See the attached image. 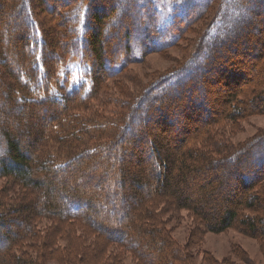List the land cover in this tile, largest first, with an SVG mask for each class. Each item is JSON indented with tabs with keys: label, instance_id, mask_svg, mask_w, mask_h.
Here are the masks:
<instances>
[{
	"label": "trees",
	"instance_id": "1",
	"mask_svg": "<svg viewBox=\"0 0 264 264\" xmlns=\"http://www.w3.org/2000/svg\"><path fill=\"white\" fill-rule=\"evenodd\" d=\"M30 1L7 0L6 13L0 2V21L11 19L0 29V67H5L0 80V177L14 179L16 186L29 193L21 203L0 202V264L57 260L65 251L56 243L67 233L74 236L70 248L77 255L84 253L87 240L92 246L98 241L99 247H92L87 257L88 264L91 257L92 264L121 263L124 251L138 264H189L184 249L166 229L151 222L158 215L153 207L158 201L166 207L169 204V210L189 209L211 232L220 233L238 223L243 231L264 234L263 215L240 213L264 206V198L253 190L264 178V131L237 149H229L212 131L221 124L237 127L247 115L264 111V84L246 77L240 89L228 91L223 98L226 109L213 107L216 101L208 100L204 85L224 72L222 65L238 71L242 66L236 55L252 56V62L261 58L264 44L259 47L250 42L256 33L262 36L264 0H167L177 5V11L165 27L156 0H37V8H48L53 17L45 19L50 29L32 13ZM199 18L203 23L208 19L206 29L183 64L132 98H119L109 116L92 120L82 111L106 79L123 73L150 52L173 47ZM54 19L61 28L51 26ZM112 22L116 24L110 29ZM73 62L87 65L89 79L71 91L56 93L64 66ZM256 74L264 78V66ZM218 79L213 85H219ZM181 101L182 106L177 104ZM194 108L204 118L182 139L185 145L178 153L164 152L160 144L147 139L159 117L171 125L185 120V126ZM34 119L42 126L35 129L30 122ZM54 142H62L58 151L50 150ZM159 142L166 145L161 138ZM143 144L149 159H159L158 174L139 177L130 166L116 171L115 165H109V159L143 161V148L138 149ZM177 164L180 170L174 175ZM220 166H225L231 179L233 175L240 179L238 171L247 167L241 180L245 190L237 197L226 196L225 204L220 203L222 211L207 216L187 202L180 183ZM81 172L85 182L76 180ZM49 176L62 184L56 185ZM73 179L75 183L68 185ZM127 181L135 182L136 190H126ZM151 181L155 184L140 193ZM135 197L138 210L133 208ZM124 207H130L131 213L124 214ZM42 223L50 225L41 227ZM36 237L38 241L30 242L37 247L24 246L27 239ZM106 248L113 249V258ZM72 260L68 264L76 263Z\"/></svg>",
	"mask_w": 264,
	"mask_h": 264
},
{
	"label": "rangeland",
	"instance_id": "2",
	"mask_svg": "<svg viewBox=\"0 0 264 264\" xmlns=\"http://www.w3.org/2000/svg\"><path fill=\"white\" fill-rule=\"evenodd\" d=\"M35 1L37 0H32L29 4V6L32 7V13L36 14V17L40 22L45 23L44 25L46 28L50 29L48 24L45 22L46 18L52 17L49 9H45L43 6L41 9H38L36 6L37 4H34ZM0 2L3 13L8 12L6 3L7 0H0ZM155 4L162 15L163 27H165L171 22L174 12L177 11V5L167 0H156ZM201 18H199L192 26L189 27V29L184 33L183 38L173 47L165 51L150 52L143 60L129 64V66H127V68L122 71L123 73L117 75L114 78L106 79L100 88H98L93 98L84 104L82 111L88 114V117L92 116V118H89L92 120L95 119V116L99 119H102L103 116H109L114 111L113 108L117 107L119 98L121 100H124V98H132V94L136 95L142 92L143 89L153 82L157 77L163 75L164 73H168L183 64L188 58L189 54L192 52L199 35L204 29H206L205 24L207 23L208 19L203 23ZM10 21L11 19L5 17V21H0V29L2 30L4 24L6 22L8 24ZM115 24V22H112L110 29H112ZM51 26L56 29L61 28L59 25H57L55 19ZM257 34L258 33L253 36L250 43H254L261 47L264 44V30L262 31L261 37ZM255 50L256 49H253V54H255ZM233 57H235V54ZM236 57H238L240 60L239 64L242 66L238 71L232 72L228 68L225 70L226 65H222L224 72H220L221 74H219V76L216 75V77H214V75L209 80L210 83H212L209 86H207V83L204 84L206 86L205 91L207 92L208 100L211 102L213 100L216 101L213 106L215 108L219 109L220 107H224L226 109L227 105L223 103V98H225L226 94L229 93L228 91H230L231 94L232 90L235 91V89H240L246 83V77L248 79H256V81L258 80L261 84H264V78H256L260 73L256 74L255 76L253 75L254 72H261V67L264 66V64H262L264 52L261 54V58H258L256 61L254 60L255 63L254 61L252 62V56L251 58H242L236 55ZM234 63H236V61ZM0 69L1 80L5 67H0ZM241 70H245V72L247 71L246 74L243 75ZM87 71L88 67L84 63L73 62L66 64L64 66V71L62 72V78L60 79L61 83L59 84L58 82L56 93L61 94L81 86L89 79L87 76ZM216 78H219L217 80L219 85L217 86L213 85L214 79ZM206 80L208 79L206 78ZM209 87L212 90L208 89ZM177 104L182 106V101L178 102ZM171 107H173V105H171ZM215 108L213 113L216 110ZM25 111L30 113L29 110L24 109V112ZM180 116L182 117V115ZM159 118L160 120L157 119L154 124H151V134L147 135V139L150 138L151 143L153 141L155 145L159 146L160 144V146L164 148V152H167L168 150L178 153L185 145V142H183L182 139L188 137L191 134L190 130L199 124L201 119L204 118V115L199 109L194 108L192 117L190 120L186 121L185 126L183 122L185 120L181 121L179 124L171 125L167 120H165V118ZM26 120H29V117ZM30 122L34 125L35 129L42 126L39 124L38 119H34V121L31 120ZM212 131H214L216 134L217 139L226 141L227 144L225 145L229 147V149L240 148L264 131V111H255L250 115H247L242 119L237 127L234 125L226 126L221 124L220 126L213 128ZM159 133H162L161 135L164 137V139L163 137L160 138L164 140V143L166 144L165 146L159 142L160 138L157 136ZM141 140H143V138ZM61 144L62 142H54V144L51 145L50 150L58 151ZM26 146H29V144L27 143ZM202 146L204 148L203 144ZM123 147L127 150V147L129 146L125 145ZM79 148H82V146L73 148L71 151L75 152ZM138 149H142L143 151V161H138L135 159V157L132 160L129 157H126L124 159L121 158L119 161H113L109 159V165H115L116 171L124 166H130L134 170L138 171L139 177L143 175L146 177L148 174L149 177H153L154 174H158V170H160V168L156 165V162L159 159L157 158V161L152 157L149 159L147 157L144 144L138 147ZM213 151V149H210V152ZM252 164L253 162L250 159V165L252 166ZM179 167L180 166L177 164L174 175L179 172ZM242 168L243 170L238 171V174L241 173L240 179H236V175H233L235 176L233 179H231V175L228 177L229 172L225 169V166H220L216 169L211 168L208 170V172L197 173L196 175L189 177L187 181L180 183V189L182 192H184L183 196L189 199L187 202L192 205L199 206L198 210L204 212V214L207 216L218 215V213H220L223 209V205L220 203L225 204L226 196L234 195V197H237L240 194L243 187L241 180L243 177H245V174L248 171L247 167ZM141 170H143V172ZM211 175L212 177H210ZM213 175L216 176L213 177ZM77 176L78 177L76 180L85 182L86 175L84 173L81 172V174H78ZM55 177L56 176H49L50 180L53 182L55 181V184L60 186L62 184L61 181L58 178V180H55ZM76 180H69L68 185L75 183ZM154 182L155 181H151L149 184H146V190H144L145 188H141L139 191V188H137V191L140 193H145L148 188H151V186L155 184ZM88 184L91 185L89 187L94 188L92 183ZM215 186H218V188L215 189ZM129 187L133 190H136L135 188L137 187V184L135 182L133 183L127 181L125 183L126 190ZM125 188L122 187L123 190H125ZM6 189L7 191H4ZM117 189H119V186ZM244 190L242 189V191ZM253 190L254 193H258L264 198V178L256 184V188ZM14 193L16 194V197ZM27 194H29L27 190L15 185L14 179L0 177V202L4 200L5 204L21 203L20 200ZM136 198L137 197H135L132 202L134 203L133 208L135 207V210H138V206H140V204ZM62 199L64 200V198ZM167 205L170 209H172L169 204ZM153 207L154 211L158 215L154 216V221L151 222H153L156 227L161 226L162 228L166 229L174 242L184 249L183 251L188 256L189 264H264V234H251L243 231L240 229L238 223L226 231L215 233L209 231L205 223L202 224V222L199 221V217L195 216V214L189 209L182 208L169 210V208L166 207V204L162 201H158L153 205ZM260 209L261 210L258 211L241 210L240 213L244 214L245 216H264V206ZM123 212L126 215L127 213L130 214V207H124ZM44 225L45 224L42 223L41 227ZM49 225L50 224H47L45 226ZM12 228L16 229L15 223L13 224ZM3 231L7 232L5 229H3ZM74 233L80 235V232L78 231ZM42 238L46 240L44 236H42ZM30 241L38 240L37 237L35 239H27V242L24 246L32 245L34 248L37 247V245ZM89 242L91 241L87 240L88 245L86 246V249L81 251L84 253L82 255H77L74 254L73 250L70 248V246L74 244V236H69V233L61 236V238L58 239L56 245H58L65 252H62L61 250L58 258L56 257L57 260H46V264H68L73 261L72 257L76 259L75 264H88L87 257L92 254V247H99L98 241L94 243L95 246H92L93 242ZM33 250L34 249H32L31 254H34ZM105 250L107 253L112 255L111 258L114 257L112 248H106ZM103 256L106 258L105 255ZM122 256L123 257L120 259L121 263L119 262L118 264H138L137 260L130 253L124 251ZM92 261L93 260L91 257L89 264H92ZM96 264H103V262L98 261Z\"/></svg>",
	"mask_w": 264,
	"mask_h": 264
}]
</instances>
